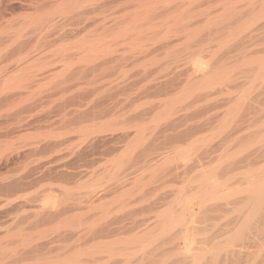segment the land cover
I'll return each mask as SVG.
<instances>
[{
    "label": "rangeland",
    "instance_id": "374dc122",
    "mask_svg": "<svg viewBox=\"0 0 264 264\" xmlns=\"http://www.w3.org/2000/svg\"><path fill=\"white\" fill-rule=\"evenodd\" d=\"M89 1L90 4L97 2L72 0L68 11L80 14L87 10ZM152 1L135 0L129 6L110 8L103 14L97 11L91 15L94 19L85 27L65 39L49 42L51 35L59 28L47 30L46 27L42 31L41 27L39 31L41 20L38 16L53 12L57 0H52L43 11L27 10L22 0H19V4L18 0H0V264H202L201 261L203 264H264V246H261L264 240L260 241L263 230H255L256 223L259 229L261 222H255V226L252 228L251 225V230L247 232L251 233V238L260 232L261 236L259 234L252 238L260 243L250 241L251 238L245 240L249 237L247 233L246 238H239L242 243L235 239L232 227L223 228L222 218V223L219 218L210 221V216L207 220L201 209L203 204L208 203L204 196L201 197L204 195L202 174L221 162L219 155L213 159L212 154L209 159L207 149L211 152L215 150L216 154L220 152L227 143L224 140L228 128H236L244 121L248 126L253 122L250 127L245 124V127L240 126L243 131L241 135L248 138L244 140L246 137L239 133L242 138L236 142L241 147L236 143L234 145L239 150L248 146L249 151L264 144V75L258 76L253 69L249 39L251 25L248 26L251 18L247 15L250 14L247 10L250 2L230 0L234 4L232 9L228 7L231 6L229 0L224 1L227 9L222 5L203 10L190 8L186 15L192 17V23L187 26L159 27L153 32L141 30L146 34L133 41L136 31L122 30L117 35L114 32L119 30L102 24L105 16L109 19L127 18L139 5ZM157 7L155 19L148 26L170 21L174 9L163 8L162 5ZM228 21L232 24L226 25ZM18 36L22 37L21 41L30 36L33 40L29 41L31 43L36 38L40 39L41 45L30 44L28 51L19 53L15 51ZM112 36L115 37L113 40ZM100 37H103V41ZM44 39H48V43L42 45ZM96 39L100 40L96 42ZM27 54L31 56L30 59ZM85 57L90 63L86 62ZM31 59L34 60L31 62ZM198 60L205 67L215 69L213 74H216L212 75L211 72L208 76L210 79L207 78L208 82L212 78L214 81L210 85L213 88L209 90H195L191 84L185 85L189 87L181 84V81L186 82L189 75L197 76L194 69L197 63H201ZM217 61H220V67L214 65ZM193 62H197L195 68ZM20 69L24 72L21 73ZM85 70L89 72L83 73ZM198 72L195 73L199 75L201 72ZM169 78H175V83L179 82L178 85L185 89L177 85L178 88L165 94L151 90V85L158 86ZM147 86H150L147 93L142 92ZM206 91L207 95L201 97ZM141 113L146 115L142 114V118ZM233 124L237 126L233 127ZM191 130L198 131L191 134ZM186 131L191 135L181 137L183 135L180 136V133ZM219 142L221 145H218ZM50 144L56 148H46L52 146ZM206 153L209 154L207 157ZM260 164L257 166L262 167L264 162ZM48 171H52L50 175L53 173V176ZM14 181L26 185L20 192L3 188ZM111 187H114V191ZM97 191L107 194L101 197L100 193L102 199L99 202L105 201L100 207L102 210L89 211L85 208L87 211H79L80 214L83 212L81 215L84 214L81 217L78 211L72 212L69 214L72 215L70 220L68 218L71 216H66L68 221L64 216L66 221L60 217L59 220L54 218L53 221L42 222L35 214L39 208L37 200L43 196L50 195L57 198L56 201L64 199L68 203L78 204L79 200L86 202L83 199L94 192L92 200L98 198ZM194 194L201 195L197 197L202 202L201 206ZM193 197L196 203L192 199V204L190 199ZM87 199L92 201L91 198ZM187 199L189 204L184 203ZM74 204L66 203L65 206L73 207ZM183 204H187V207ZM169 212H174V215L176 212L175 216L179 218L167 234L163 228H168L167 224L170 223ZM187 213L192 214L187 216ZM180 215L184 217L182 221ZM171 220H174L173 217ZM182 222L185 229L196 226V231L193 228L192 232V227L187 230L191 238L192 251L189 253L183 251V234L188 232L182 226L186 232L181 229ZM201 223L208 230H204ZM161 224L166 225L162 228ZM208 224H212L211 229ZM104 225H111V233H100ZM261 225V228L264 227V223ZM224 231L229 232L228 236ZM201 242L202 246L199 244ZM221 243L229 247H222ZM204 244L208 249L206 253ZM239 247L238 254L242 257L236 253ZM220 249L222 255L217 253V256L215 251ZM231 249L236 255L231 254ZM225 250L230 251L225 253ZM209 252L211 257L215 254L213 259H209ZM193 255L198 257L193 258Z\"/></svg>",
    "mask_w": 264,
    "mask_h": 264
},
{
    "label": "bare ground",
    "instance_id": "6f19581e",
    "mask_svg": "<svg viewBox=\"0 0 264 264\" xmlns=\"http://www.w3.org/2000/svg\"><path fill=\"white\" fill-rule=\"evenodd\" d=\"M135 0H97V2L96 3H94V4H90V2L91 1H89L88 2V4L87 5H89V7L87 8V10H85V11H83L82 13H72V11H68L69 9H70V5L72 4V0H57V4H56V6H55V8H54V10H53V12H50V13H42V15H37L39 18H40V20H41V25H40V27H38V28H36L35 30H39V31H41V27H42V31L44 30V28H46L47 27V30H48V28H56V27H58L59 29L58 30H55L56 32H51V34L53 33V35H51V37H52V39L51 40H49V42L50 41H53V40H62V39H65V38H67L70 34H72V33H74V32H76L77 30H79V28H81V27H85L88 23H90L93 19H94V17L92 16L91 17V15L92 14H94L95 12H97V11H100V12H102V14H103V12L104 11H107V9H112V8H115V7H117V6H129V5H131L133 2H134ZM225 0H158V1H155L154 2V0L152 1V2H149V3H145V4H141V5H139L137 8H135V10H134V12L131 14V15H129L127 18H124V17H122V18H120V17H114V18H111L110 17V19L108 18V17H104L103 18V20H102V24L104 25V26H107V25H109L113 30H115V29H117V30H119L118 32L116 31V32H114L115 34H117V35H119V34H121L122 32V30H126V32L128 31V30H130V31H136L134 34H133V36H136V37H134L133 39H132V41L133 40H138V38H140L141 36H144L146 33H144V31H141V30H145V31H150V32H153L155 29H157V28H159V27H165V28H167V29H169V28H171V27H173L174 25H175V27H177V26H187L189 23H192V17L190 18V17H188L186 14L188 13V12H190V8H196V9H213V8H216V7H218V6H220V5H222L223 7H224V5H226V3L224 2ZM230 1V0H229ZM12 2H13V0H12ZM22 2H25V4H26V9L27 10H34V11H43L45 8H47L48 6H49V4L52 2V0H22ZM21 2V3H22ZM87 2V1H86ZM227 2H228V0H227ZM249 2H250V5H248L249 6V8H247V10H248V13L250 12V14H247L248 15V17L250 16V18H251V21H250V19L249 18H247V20H249L250 21V24L248 25V26H250L251 25V31L249 32V34H251V38H250V36H249V39H251V41H250V43H251V46H252V48L251 47H248V48H251V53H252V61H253V69H254V72H256V73H258L257 75L259 76V74H261V76L262 75H264V0H249ZM10 3V2H9ZM15 3V2H14ZM20 2H19V0H18V3L17 4H19ZM230 4H231V6H228L229 8H231L232 9V7L234 8V4L233 3H231V1L229 2ZM229 3H227V5L229 4ZM233 4V5H232ZM21 5H24V3L23 4H21ZM157 5H162V7L163 8H167V9H174V11H173V13H172V16L169 18L170 19V21H168V22H165V23H162V24H160V25H151V26H148L150 23H152L153 21H154V19H155V14H156V11L159 9V7H157ZM14 7V6H13ZM21 7H23V6H21ZM227 7V8H228ZM16 8V7H15ZM226 7H224V9H227ZM19 10V9H18ZM230 10V9H229ZM246 10V9H245ZM100 14V13H99ZM193 17H195V16H193ZM107 19H109V20H107ZM107 20V21H106ZM232 21V20H231ZM248 21V22H249ZM233 22V24H234V21H232ZM235 22H236V20H235ZM245 22H246V20H245ZM230 22L228 21V22H226V25H228ZM232 23H230L229 25H231ZM247 24V23H246ZM243 25V24H242ZM146 26H148V27H146ZM247 26V27H248ZM142 28H144V29H142ZM249 28V27H248ZM53 30V29H52ZM121 32V33H120ZM125 32V33H126ZM247 32V31H246ZM43 33V32H42ZM244 33V32H243ZM115 34H114V36H115ZM32 35H35V33L34 34H32ZM38 35H39V33H38ZM114 36H112L111 38H112V40L115 38ZM38 37V36H37ZM21 36H18V38H17V46H16V50L15 51H17V52H22L23 50H29L28 48L30 47V44H39V45H41V43H40V39H37L36 38V40L34 39V42L33 43H31V42H29V41H31L32 40V38H30V36H29V38L27 37L26 38V40H23L22 39V41H21ZM46 39V38H45ZM44 39V41H42L43 42V44L42 45H45L46 44V42L48 43V39H47V41ZM100 39L103 41V37L101 38L100 37ZM100 39H98V40H100ZM98 40L96 39V40H94V41H96V42H98ZM105 40V39H104ZM33 41V40H32ZM102 41H100V42H102ZM15 42V41H14ZM246 43V42H245ZM91 44V43H90ZM103 43H101V45H102ZM93 45L94 44H92L91 46L93 47ZM104 45V44H103ZM245 45V44H244ZM89 46V45H88ZM238 47H240V46H238ZM241 47H243L242 45H241ZM88 48V47H87ZM87 48H85L86 50H88V51H91L90 49H87ZM236 48V47H235ZM246 47H244L243 49H245ZM84 49V50H85ZM85 50V51H86ZM231 50V49H230ZM237 50V49H236ZM67 51V50H66ZM243 51H245V50H243ZM246 51H247V49H246ZM149 51H147L146 53H148ZM228 52V51H227ZM233 52H234V50H233ZM232 52V53H233ZM235 52H237V51H235ZM142 54V53H141ZM234 54V53H233ZM232 54V55H233ZM238 54V53H237ZM242 54V53H241ZM250 54V53H249ZM232 55H231V57H232ZM27 57L29 56V54H27L26 55ZM228 56V55H227ZM234 56V55H233ZM30 57L31 56H29V58L28 59H30ZM229 57V56H228ZM86 58V57H85ZM83 59V58H82ZM26 60H27V58H26ZM34 60V59H33ZM32 59L30 60L31 62L33 61ZM89 60V59H88ZM88 60H87V58H86V62L87 63H90V61L88 62ZM201 60V59H200ZM200 60H198L197 62H201V63H194L193 64V67L195 66V64H196V68L194 69V70H196V71H199L198 73H200L199 75L198 74H196L195 72H194V74L195 75H197V76H194V78H193V76L191 77V75H189L188 76V78H190V79H188L187 78V80H186V82H182L181 81V84L183 85V83H185L184 84V86L185 85H188V84H191V85H193L192 86V88L194 89V86H195V90L197 89H200L201 90V88H210V87H212L213 88V86H210V85H212L213 84V76H211V78H212V80H210V81H212L211 83H210V81L208 82V79L207 78H209L210 76H209V74H211V72H212V75H215L216 73H214L213 74V72H214V70H211V67H208V66H206L205 67V65L202 63V61H200ZM214 60V59H213ZM217 60H219V59H217ZM82 60H80V62H81ZM84 61V60H83ZM82 61V62H83ZM194 61V60H193ZM196 61V60H195ZM85 62V61H84ZM205 62H207V61H205ZM219 62L220 61H217L216 62V64H214L215 66L217 65V66H219L220 64H219ZM242 62V61H241ZM28 62H26V64H27ZM208 63V62H207ZM218 63V64H217ZM25 64V63H24ZM22 66H24V65H22ZM25 67V66H24ZM204 67L205 68H207V69H204ZM220 67V66H219ZM251 67V66H250ZM20 68H21V66H20ZM23 68V67H22ZM208 68H210V70L208 69ZM212 68H214L213 66H212ZM216 69H218V67H216ZM221 69V68H220ZM22 70H25V69H22ZM253 71V70H252ZM251 71V72H252ZM20 72L22 73V72H24V71H21V69H20ZM19 72V73H20ZM85 72H87V70H85L83 73H85ZM88 72H89V70H88ZM87 72V73H88ZM216 72V71H215ZM18 73V72H17ZM193 74V73H192ZM17 75V74H16ZM209 76V77H208ZM18 77H20V76H18ZM174 77V76H173ZM173 77H171V78H173ZM256 77V76H255ZM17 78V77H16ZM20 78H22V77H20ZM171 78H169L170 80H166V82L164 81V82H160V84L157 86V84H155L156 85V87L157 88H155V85L152 87V85H151V87L150 86H147V88L144 90V88H143V91L142 92H146L147 91V89L150 87V88H152L151 90L153 91L154 90V92L155 93H158L159 92V94H165V93H167V92H171V91H173L174 90V88L176 87V88H178V87H180L181 88V86H179L178 85V83H175V78H177V77H175L174 79H171ZM260 78H262V77H260ZM210 79V78H209ZM12 80V79H11ZM14 80V79H13ZM12 80V81H13ZM178 81V80H177ZM176 81V82H177ZM216 81V80H215ZM210 83V84H208V83ZM217 82V81H216ZM215 82V83H216ZM220 82V81H219ZM218 82V83H219ZM62 84V83H61ZM60 84V85H61ZM180 84V83H179ZM220 84H221V82H220ZM219 84V85H220ZM230 84V83H229ZM177 85H178V87H177ZM220 86H223V85H220ZM219 86V87H220ZM24 87V86H23ZM185 87H189V86H185ZM185 87H183V88H181L182 90L183 89H185ZM217 87H218V84H217ZM149 88V89H150ZM175 88V89H176ZM216 89V88H215ZM222 89V88H221ZM151 90H149V91H151ZM204 90H206V89H204ZM209 90V89H208ZM207 90V91H208ZM214 90V89H213ZM207 91H206V94H205V92H204V94L203 95H201V97L202 96H204V95H207ZM219 91H221L220 90V88H219ZM153 92V93H154ZM161 92V93H160ZM209 92V91H208ZM147 93V92H146ZM140 94H141V92H140ZM8 97V96H7ZM205 97V96H204ZM207 97V96H206ZM6 99V98H5ZM262 100V99H261ZM261 105V104H260ZM250 109H252V108H250ZM248 110V109H247ZM251 112V111H250ZM257 112V111H256ZM242 113V112H241ZM261 113V112H260ZM259 113V114H260ZM262 113H263V111H262ZM143 113H141L140 115V117H142L143 115L145 116L146 114H143ZM139 115V114H138ZM250 115H251V113H250ZM260 115H262V114H260ZM136 116V115H135ZM239 116V115H238ZM244 116H247L246 114L244 115ZM243 116V117H244ZM237 117V116H236ZM256 117V116H255ZM254 117V118H255ZM261 117V116H260ZM135 118V117H134ZM136 118H137V116H136ZM139 118V117H138ZM143 118V117H142ZM242 118V117H241ZM240 118V119H241ZM247 118H248V116H247ZM250 118V117H249ZM248 118V119H249ZM257 118V117H256ZM263 118V120H264V117H262ZM262 118L260 119V120H262ZM246 119V118H245ZM247 119V120H248ZM232 120V119H231ZM242 120V119H241ZM250 121V120H249ZM243 122V121H242ZM245 122V121H244ZM243 122V124H240L239 122H236L237 124L239 123L240 125L238 126V127H236L237 126V124H236V126L234 125L233 127H236V128H228V130L230 129V131H226V134H227V137H226V139L224 140V141H226L227 140V143L222 147V149H221V151L220 152H218L217 154L214 152V151H212V152H214V153H212L211 151H208L209 149H207V152L209 153L210 152V156H209V159H210V157H211V155L212 154H214V155H212V157H213V159H215V156H216V158H217V155H219V156H221L220 157V160H221V162H219L220 164L217 166V167H215V168H213V169H210L209 171H206V172H204L202 175H203V184H202V186L204 187L203 189V192H204V195H197V194H194V196H196V199H198V201L197 202H199L200 201V197L199 196H201V197H205V200H206V205H202V202L200 201V206L202 205V207L203 208H201L202 209V213H203V215L204 216H207L208 218H207V220L209 219V216H210V221H211V219L212 220H216L215 218H222L223 219V228L226 230V229H228L229 227L231 228L232 227V229H233V231H234V234L236 235V237H235V239L237 238V239H239V238H243V237H245L246 235H248L249 233H247L249 230H251V225H252V228H253V226H255L254 224H255V222H258V223H260L261 222V224H263L264 222V168H262V167H264V165L262 166V167H260V166H257V164H260V163H263L264 162V144H263V146L262 147H255L254 149L253 148H250L251 150H249L248 151V146L246 147V148H244L243 150H239L238 149V146H239V143L237 144V142L239 141V139H241L242 137L241 136H243V135H241L242 134V132L243 131H241L242 129H241V127L240 126H243V127H245L247 124H245ZM257 122V121H256ZM255 122V123H256ZM263 122V121H262ZM251 123H253L252 121L250 122V124ZM244 124H245V126H244ZM249 124V126L248 127H250L251 125ZM263 125V124H262ZM232 126V125H231ZM246 126V127H247ZM246 130V129H245ZM193 133H191V132H183L182 134L180 133V136L181 135H183V136H181V137H184L185 138V136L186 137H188L187 135L189 134V133H191V134H194V131H198V130H191ZM228 132V133H227ZM196 133V132H195ZM239 133H240V135H239ZM249 133V132H248ZM179 134V133H178ZM178 134H176L175 136L177 137L178 136ZM184 134H186V135H184ZM191 134H189V135H191ZM247 134V133H246ZM245 134V135H246ZM250 134V133H249ZM174 136V137H175ZM226 135H224V137H225ZM250 136V135H249ZM175 137V138H176ZM180 137V138H181ZM243 137H246V139L245 138H243L244 140H247V136H243ZM178 138V137H177ZM179 138V139H180ZM183 138V139H184ZM223 138V137H222ZM224 139V138H223ZM100 140V139H99ZM103 140V139H102ZM223 141V140H222ZM237 141V142H236ZM241 141V140H240ZM243 141V140H242ZM261 142H262V140H261ZM104 143V142H103ZM236 143V145H238V146H235L234 144ZM106 144V143H105ZM49 145V144H48ZM50 145H52V144H50ZM218 145H221L220 144V142L218 143ZM217 145V146H218ZM234 145V146H233ZM189 146V145H188ZM254 146V145H253ZM192 147H193V145H192ZM239 147H241V146H239ZM250 147V146H249ZM46 148H48V149H50V150H54L55 148H56V146L55 145H52V146H48V147H46ZM188 148H190V147H188ZM216 148V147H215ZM220 148V147H219ZM236 148V149H235ZM191 149V148H190ZM183 151H184V149H182ZM220 149H218V151H219ZM217 151V150H216ZM184 152H186V151H184ZM205 152V151H204ZM221 153V154H220ZM182 155V154H181ZM183 155H185V154H183ZM182 155V156H183ZM202 155V154H201ZM204 155V154H203ZM209 155V154H208ZM207 155V153H206V157L208 156ZM204 158V157H203ZM209 159H207L208 161H209ZM219 159V158H218ZM217 159V160H218ZM19 160V159H18ZM211 160H212V158H211ZM210 160V161H211ZM257 166V167H254V166ZM261 165V164H260ZM257 168V169H254V168ZM114 168V167H113ZM250 168H253V169H250ZM49 172V171H48ZM50 172H52V171H50ZM50 172H49V175H50ZM115 172V171H114ZM62 173V172H61ZM110 173V172H109ZM53 174V173H52ZM50 175V176H53V175ZM56 174H58L57 176H60V174L59 173H56ZM109 175V174H108ZM57 176H55L56 178H57ZM63 175H61L60 177H62ZM69 177V176H68ZM53 178V177H52ZM26 179V178H25ZM24 179V180H25ZM57 179H59V177L57 178ZM63 179V178H62ZM67 179H69V178H67ZM67 179H63V180H67ZM71 179V178H70ZM60 180H61V178H60ZM19 181V180H18ZM27 181H28V179H27ZM21 182V181H20ZM25 182V181H24ZM121 182H123V181H121ZM199 182H200V180H199ZM12 183V182H11ZM14 183H15V181H14ZM10 184V183H8L9 185H7L6 187H3V185H2V187L3 188H5V189H7V190H20V189H22V187H24V185H26V183H23V182H21V183H15V184ZM119 183V182H118ZM125 183V182H124ZM117 184V183H116ZM111 185H113V184H111ZM117 186V185H116ZM122 186V185H121ZM1 187V188H2ZM114 187H115V184H114ZM113 187V188H114ZM124 187H125V185H124ZM2 188V189H3ZM102 187H100V189H101ZM112 188V187H111ZM112 188V189H113ZM126 188V187H125ZM125 188L123 189V190H125ZM94 189H97V188H94ZM93 189V190H94ZM98 189H99V186H98ZM107 189V188H106ZM106 189H104V190H106ZM119 189H122V188H119ZM127 189V188H126ZM4 190V189H3ZM110 190V189H109ZM118 190V189H117ZM198 190H200V189H198ZM21 191V190H20ZM19 191V192H20ZM101 191V190H100ZM103 191V190H102ZM113 191H114V189H113ZM99 191H97V193H98ZM105 192V191H104ZM112 192V191H111ZM96 193V194H97ZM100 193L101 192H99V196H98V198H96L95 200L93 199L92 200V195H95V192L94 193H91L92 195H88L87 197L88 198H91V202L89 201L90 199H87V197L85 198V199H83V201L84 200H87L86 202L84 201V203L82 202L81 203V201L79 200V203L77 204H74V203H68V201L67 200H64V199H62V201H60V199H59V197H58V199H59V201L60 202H65V203H63L64 204V206H62L63 204H60V202L59 201H56L57 200V198H55L54 196L52 197V196H50V195H47V196H43V197H41V198H38V200H37V202H39V203H36V204H39V208L38 209H36V212H35V214H36V216H38V220L39 221H50V220H52V219H54V218H57V220H59V218L60 217H62V219L64 218V216H65V219H67L66 218V216H68L69 214H71L72 212H77V213H79V216L81 217V216H83V215H81L80 214V212L79 211H82L83 209H85V208H87V210H89V211H91V209L93 210V209H98V208H100V207H102L104 204H103V202H105L104 200L102 201V202H99V201H101V197H102V195H107V194H102L101 193V197H100ZM113 193V192H112ZM118 193H119V190H118ZM127 193V192H126ZM48 194V193H47ZM117 194V193H116ZM120 194V193H119ZM43 195V194H42ZM112 195V194H111ZM128 195H129V193H128ZM90 196V197H89ZM92 196V197H91ZM95 197H97V196H95ZM105 197V196H104ZM114 197H117L118 198V196H114ZM124 197V196H123ZM197 197H199V198H197ZM113 198V197H112ZM103 199H105V198H103ZM108 199V198H107ZM111 199V198H110ZM115 199V198H114ZM192 199L195 201L196 199H195V197H193V198H191L190 199V202H192V204H193V202L194 201H192ZM64 200V201H63ZM106 200V199H105ZM109 200V199H108ZM107 200V201H108ZM186 200V199H185ZM188 201H186V202H184V203H187V204H189L188 202H189V199H187ZM201 200H202V198H201ZM88 201H89V204H88ZM114 201V200H113ZM113 201H112V203H113ZM118 201V200H117ZM120 201V200H119ZM118 201V202H119ZM121 201H124V199L123 200H121ZM215 201V202H214ZM59 202V203H58ZM77 202H78V200H77ZM97 202H99V203H97ZM111 202V201H110ZM115 202H116V200H115ZM66 203H67V205L68 204H70V205H73L74 204V206L73 207H70V206H65L66 205ZM195 203H196V201H195ZM186 204V205H187ZM87 205V206H86ZM183 205H185V204H183ZM185 205V206H186ZM199 205V203L197 204V206ZM36 206V205H35ZM108 206V205H107ZM106 206V207H107ZM190 206H191V204H190ZM105 207V208H106ZM187 207V206H186ZM185 207V208H186ZM191 208V207H190ZM197 208V207H196ZM101 209V208H100ZM199 209V208H198ZM86 210V209H85ZM85 210H84V212H85ZM86 210V211H87ZM102 210V209H101ZM195 211V210H194ZM198 211V210H197ZM196 212V211H195ZM199 212V211H198ZM86 213V212H85ZM161 213V212H160ZM162 214V213H161ZM164 214V213H163ZM188 214V213H187ZM192 214V213H191ZM191 214H188L187 216H191ZM199 214H201V213H199ZM234 215L233 217H229V215ZM167 215H169V218L167 217L166 218V220H170V225L169 224H167L168 225V228L167 227H164L166 224H161L162 226V228H163V230L168 234L169 232H171L172 230V228H171V226L172 227H174V225H175V223H177L178 222V218H179V216H175V215H177L176 214V212H175V215H174V212H169V213H167ZM184 215V214H183ZM183 215H180L181 217H180V221H182L183 219H184V217H182ZM196 215V214H195ZM194 215V216H195ZM69 216H71V217H69ZM68 217V219L70 220V218H72V215H69ZM74 216V215H73ZM196 216H199L198 214L196 215ZM75 217V216H74ZM73 217V218H74ZM162 217V216H161ZM172 217H173V219L174 220H171L172 219ZM174 217H176V220H175V218ZM186 217V216H185ZM200 217H202V216H200ZM214 217V218H213ZM77 218V217H76ZM183 218V219H182ZM194 218H196V217H194ZM197 218H199V217H197ZM65 219H63L64 221H66ZM68 219H67V221H68ZM201 218H199V220H200ZM205 219V218H204ZM185 220H186V218H185ZM184 220V221H185ZM190 220V219H189ZM192 220H194V219H192ZM195 220H197V219H195ZM198 220V221H199ZM225 220V221H224ZM53 221V220H52ZM165 221V220H164ZM220 221H221V223H222V220L220 219ZM131 222V221H130ZM134 222V221H133ZM159 222V221H158ZM167 222H169V221H167ZM173 222V223H172ZM202 222V221H201ZM203 222H205L204 220H203ZM202 222V223H203ZM132 223V222H131ZM190 223V222H189ZM192 223V222H191ZM201 223V224H202ZM205 223H207V221L205 222ZM208 223H210V222H208ZM108 224V223H107ZM125 224V223H124ZM186 224H187V222L185 221L184 222V225L186 226ZM197 224V223H196ZM201 224H200V227H201ZM259 225L260 226V228H261V226H263V225ZM123 225V224H122ZM122 225H121V227H122ZM153 225V224H152ZM157 225V224H156ZM184 225H183V222H182V225L180 224V227L182 226L184 229H185V227H184ZM205 225V224H204ZM209 226L208 227H210V225H212V224H208ZM221 225V224H220ZM111 225H109L108 227L107 226H105L104 225V228L102 229V230H100V233L101 232H105V233H111V229L109 228ZM114 226V225H113ZM127 226V225H126ZM135 226V225H134ZM155 226V225H154ZM153 226V227H154ZM190 226V225H189ZM120 227V226H119ZM136 227V226H135ZM181 227V229L183 230V228ZM191 227L192 226H190L188 229H191ZM198 227H199V225H198ZM203 227H205V226H203V224H202V228ZM206 227H207V224H206ZM216 227V226H215ZM219 227H221V229H222V226H219ZM257 227H258V224L256 223V227H255V230H259L260 232H261V230H263V232H264V229H262V228H264V227H262L261 229L259 228V229H257ZM137 228V227H136ZM135 228V229H136ZM141 228V227H140ZM160 228V227H159ZM193 228L195 229L194 231H196V226L195 227H192V229H191V231L193 230ZM202 228H200L201 230H202ZM212 227H210L209 229H211ZM157 229V228H156ZM155 229V230H156ZM167 229V230H166ZM188 229H185L186 231L188 230ZM204 230H208L207 228L205 229V228H203ZM223 229V230H224ZM114 230V229H113ZM153 230V229H152ZM158 230V229H157ZM168 230H169V232H168ZM185 230H183V232L185 231ZM214 230V229H213ZM127 231V230H126ZM133 231H134V229H133ZM146 231V230H145ZM160 231V230H159ZM185 231V232H186ZM130 232V231H129ZM136 232V231H135ZM188 232V231H187ZM193 232V231H192ZM216 232H217V229H216ZM218 232H219V230H218ZM225 233H226V235H227V232L228 231H224ZM258 232V231H257ZM260 232H258V234L256 233L255 235H253V233H252V235H253V239H254V237L256 236V235H259L260 234ZM263 232H261V234H263V236H264V233ZM116 233V232H115ZM122 233V232H121ZM147 233V232H146ZM165 233V234H166ZM229 233V232H228ZM233 233V232H232ZM247 233V234H246ZM104 234V233H103ZM156 234V233H155ZM183 234V233H182ZM188 234H190V231L187 233V234H183V235H185L184 236V238H183V242L185 243V249L183 250L185 253H189V252H191L192 250H191V246H190V244H191V241L189 240V239H191L190 238V236L188 235ZM217 234V233H216ZM215 234V235H216ZM224 234V233H223ZM233 234V235H234ZM246 234V235H245ZM261 234L259 235V236H261ZM94 235V234H93ZM98 235V234H97ZM118 234H116V236H117ZM136 235V234H135ZM171 235V234H170ZM187 235V236H186ZM192 235H193V233H192ZM191 235V236H192ZM225 235V234H224ZM251 233L249 234V237H248V239H245V240H250L249 238H251ZM108 236V235H107ZM115 236V237H116ZM121 236V235H120ZM127 237H128V235H126ZM131 236V235H130ZM137 236V235H136ZM146 236V235H145ZM163 236H165V235H163ZM169 236V235H168ZM188 236H189V238H188ZM228 236V235H227ZM262 236V238L263 239H261L260 241L262 242V240H264V237ZM111 237V236H110ZM109 237V238H110ZM112 237H114V236H112ZM147 237V236H146ZM156 237V236H155ZM158 238H159V236H157ZM183 237V236H182ZM225 237V236H224ZM230 237V236H229ZM247 237V236H246ZM245 237V238H246ZM122 237H120V239H121ZM124 238H126V237H124ZM129 238V237H128ZM150 238V237H149ZM148 238V239H149ZM151 238H153V237H151ZM192 238H193V236H192ZM227 239H228V237H226ZM225 238V239H226ZM251 238V240L250 241H252L253 239ZM258 238V237H257ZM78 239V238H77ZM77 239H75V241H77ZM137 239V238H136ZM143 239V238H142ZM141 239V240H142ZM145 239V238H144ZM157 239V238H156ZM234 239V240H235ZM236 239V240H237ZM241 239H239V241H241ZM258 239H260V237L258 238ZM117 240H119V238L117 239ZM175 240H177V239H175ZM174 240V241H175ZM244 240V239H243ZM255 240H256V238H255ZM78 241H80V239H78ZM125 242H126V240H124ZM146 241V240H145ZM193 241V240H192ZM206 241V240H205ZM209 241V240H208ZM239 241H238V245H239ZM249 241V242H250ZM258 241V240H257ZM257 241H254L253 240V242H255V243H257ZM118 242V241H117ZM142 242H144V241H142ZM182 242V243H183ZM210 242V241H209ZM232 242V241H231ZM242 242V241H241ZM244 242H246V241H244ZM249 242H248V244H249ZM253 242H251V243H253ZM131 243H132V241H131ZM147 243V242H146ZM183 243V244H184ZM215 243V242H214ZM213 243V244H214ZM243 243V242H242ZM260 242H258L257 244H259ZM182 244V245H183ZM200 245L202 244V242L201 243H199ZM212 244V243H211ZM221 244H223V243H221ZM236 244V243H235ZM262 244H263V246H264V243H261V246H262ZM124 245H126V244H124ZM193 245V244H192ZM203 245V244H202ZM201 245V246H202ZM205 245V244H204ZM216 245V244H215ZM225 245V243L222 245V247ZM234 245V244H233ZM244 245H246L245 243H244ZM243 245V246H244ZM128 246V245H127ZM127 246L125 247L126 249H128L127 248ZM148 246V245H147ZM174 246V245H173ZM226 246H228L227 244L225 245V248H227ZM235 246V245H234ZM240 246H241V244H240ZM171 247V246H170ZM177 247V246H176ZM179 247V246H178ZM181 247V246H180ZM184 247V246H183ZM199 247V246H198ZM197 247V248H198ZM207 246L205 245V248H204V246H203V248L206 250L205 251V253L206 252H208L207 250V248H206ZM210 247V246H209ZM229 247V246H228ZM237 247V246H236ZM246 247H247V245H246ZM254 247V246H253ZM252 247V248H253ZM46 248H47V245H46ZM173 248V247H172ZM202 248V247H201ZM213 248V247H212ZM215 248V247H214ZM217 249H218V247H216ZM232 248V247H231ZM242 248V247H241ZM250 248H251V246H250ZM113 249H115V247L113 248ZM112 249V250H113ZM173 249H175V247L173 248ZM173 249H172V251H173ZM177 249V248H176ZM175 249V250H176ZM183 249V248H182ZM194 249H196V248H194ZM203 249V250H204ZM216 249V250H217ZM228 249H230V248H228ZM233 249H235L234 247H233ZM236 249H238V248H236ZM235 249V250H236ZM259 249V248H258ZM36 250V249H35ZM35 250H34V252H35ZM125 250V249H124ZM178 250V249H177ZM176 250V251H177ZM213 250V249H212ZM246 251H247V249H245ZM31 251V250H30ZM33 251V250H32ZM120 251V250H119ZM180 251V250H179ZM178 251V252H179ZM195 251V250H194ZM210 251H211V249H210ZM219 251V250H218ZM218 251H215V254L217 255V253L220 255V253H221V251H222V249H220V251L218 252ZM227 250H225V253H227V252H229V251H227ZM231 251H232V249H231ZM34 252H33V254H34ZM121 252V251H120ZM196 252H197V250H196ZM214 251H212L211 252V254L213 253ZM238 252H240V247H239V250L236 252L237 253V256L240 254H238ZM249 252V251H248ZM29 253H32V252H29ZM223 253V252H222ZM236 253H234V251H232L231 252V254H235L236 255ZM49 254V253H48ZM117 254H119V253H117ZM178 254V253H177ZM195 254V253H194ZM210 254V252L209 253H207V255L208 256H210V258L209 259H213V257L215 256V254L214 255H212V257H211V255H209ZM242 254H243V251H242ZM255 255H256V252L254 253ZM181 255V254H180ZM190 255L192 256V254L190 253ZM219 255H217V256H219ZM222 255V254H221ZM220 255V256H221ZM244 255V254H243ZM120 256V255H119ZM190 256V257H191ZM195 255H193V258H197L198 257V255H197V257H194ZM206 256V255H205ZM232 256V255H231ZM230 256V257H231ZM239 256H241V255H239ZM238 256V257H239ZM151 257V256H150ZM179 257V256H178ZM177 257V258H178ZM207 257V256H206ZM234 257V256H233ZM242 257V256H241ZM257 257H258V254H257ZM154 258V257H153ZM152 258V259H153ZM176 258V259H177ZM201 258V257H200ZM225 258H227L226 256H225ZM245 258H246V255H245ZM47 260L49 259V258H46ZM110 259V258H109ZM191 259V258H190ZM205 258H203V260H204ZM229 259V258H228ZM227 259V260H228ZM231 259H233V258H231ZM236 259V258H235ZM244 259V258H243ZM247 260L249 259V258H246ZM47 260H45V261H47ZM121 260V259H120ZM179 260H180V258H179ZM184 260V259H183ZM198 260V259H197ZM207 260V259H206ZM50 261V260H49ZM226 261V260H225ZM229 261V260H228ZM118 262H120V261H118ZM124 262V261H123ZM142 262V261H141ZM173 262V261H172ZM177 262H179V261H177ZM205 262V261H204ZM214 262V261H213ZM218 262V261H217ZM227 262V261H226ZM234 262V261H233ZM236 262H237V260H236ZM255 262V261H254ZM257 262V261H256ZM117 263V262H116ZM193 262H191V264H192ZM201 263L203 264V262L201 261ZM215 263V262H214ZM243 263V262H242ZM245 263V262H244ZM258 263V262H257ZM119 264V263H118ZM121 264V263H120ZM124 264H126V263H124ZM173 264V263H172ZM183 264V263H182ZM199 264V263H198ZM205 264V263H204ZM241 264V263H240Z\"/></svg>",
    "mask_w": 264,
    "mask_h": 264
}]
</instances>
